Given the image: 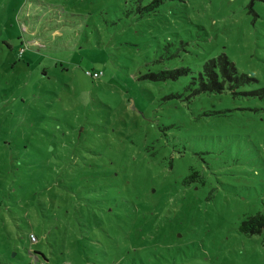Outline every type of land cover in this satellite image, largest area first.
Masks as SVG:
<instances>
[{
  "label": "rangeland",
  "instance_id": "rangeland-1",
  "mask_svg": "<svg viewBox=\"0 0 264 264\" xmlns=\"http://www.w3.org/2000/svg\"><path fill=\"white\" fill-rule=\"evenodd\" d=\"M259 212L264 0H0V264H264Z\"/></svg>",
  "mask_w": 264,
  "mask_h": 264
},
{
  "label": "trees",
  "instance_id": "trees-1",
  "mask_svg": "<svg viewBox=\"0 0 264 264\" xmlns=\"http://www.w3.org/2000/svg\"><path fill=\"white\" fill-rule=\"evenodd\" d=\"M159 2L160 0H156ZM154 8L149 6L147 9ZM190 78V85L195 87L196 94L210 93V94H223L226 91L238 89L252 81L247 75L238 72L235 63H233L225 54L217 58L207 61L201 72L194 75L189 68H180L175 70L161 71L157 74H150L145 77L146 80L152 82L159 81H178L181 77ZM242 95H249V93H241ZM174 97V96H172ZM194 173L189 179H194ZM186 182H188V180ZM239 231L245 236L259 235L264 232V213H257L247 217L239 227ZM264 247V238L262 240Z\"/></svg>",
  "mask_w": 264,
  "mask_h": 264
},
{
  "label": "built area",
  "instance_id": "built-area-1",
  "mask_svg": "<svg viewBox=\"0 0 264 264\" xmlns=\"http://www.w3.org/2000/svg\"><path fill=\"white\" fill-rule=\"evenodd\" d=\"M87 75L90 76L93 79H99V78H101L102 73H87ZM32 239H33L34 242L37 241L34 236H32Z\"/></svg>",
  "mask_w": 264,
  "mask_h": 264
}]
</instances>
